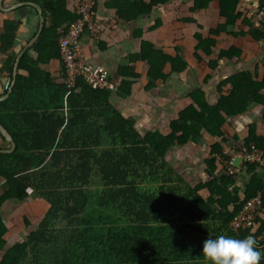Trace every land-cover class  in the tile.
<instances>
[{
  "label": "trees",
  "instance_id": "trees-1",
  "mask_svg": "<svg viewBox=\"0 0 264 264\" xmlns=\"http://www.w3.org/2000/svg\"><path fill=\"white\" fill-rule=\"evenodd\" d=\"M36 1L42 3L48 21L24 52L12 92L0 100V123L16 143L12 152H0V249L5 252L0 264H206L202 242L220 234H251L264 254V211L252 227L236 231L230 226L233 216L260 191L264 210L260 166L247 163L243 173H228L222 143L230 137L222 129L227 117L245 112L251 103L264 108V76L258 81L255 70L234 73L218 85L220 98L212 104L200 88L194 89L189 92L190 105L170 122L169 133H142L112 99L131 92L128 77L136 73L126 65L131 72L119 70L120 81L111 76L115 90L94 87L83 76L71 83L59 38L70 25L66 23L78 15L69 9L68 0ZM168 1L151 0L144 10ZM216 1L224 21L210 29L195 21L202 30L195 35L196 48L212 54V70L222 58L241 59L247 38L264 40V18L256 20L262 2L242 19V0H195L191 11L203 14ZM18 26L17 20L6 18L0 31V53L6 55L0 67V96L12 83ZM223 32L234 42L216 51V36ZM140 52L137 57L148 62L153 80L179 75L188 67L180 52L171 57L150 42H143ZM55 58L63 63L61 75L41 67ZM168 62L173 67L169 75L164 72ZM203 131L219 140L210 143L203 158L202 178L191 182L170 155L198 142ZM10 146L0 131V148ZM240 146L264 151V121L248 126L235 148ZM27 188L49 208L33 217L25 215V238L6 245L3 236L9 222L1 212L3 203L24 201ZM259 264H264V255Z\"/></svg>",
  "mask_w": 264,
  "mask_h": 264
},
{
  "label": "crops",
  "instance_id": "crops-1",
  "mask_svg": "<svg viewBox=\"0 0 264 264\" xmlns=\"http://www.w3.org/2000/svg\"><path fill=\"white\" fill-rule=\"evenodd\" d=\"M150 1L95 0L94 21L100 25V29L95 32L86 27L80 35V52L87 63L107 67L118 80L122 79L119 70H124L127 74L131 72L127 66L136 73L134 77H128L129 83H133L131 92L125 97L115 94L112 99L119 110L134 119L137 130L142 133L149 130L169 133L170 122L190 105L192 100L189 92L194 89L200 88L205 98L212 104V101L216 102L220 98L218 85L234 73L255 70L258 74L257 80L263 79L264 40L260 43L247 38L241 59L232 62L222 58L216 70L208 66L212 54L207 55L203 50L196 48L195 35L202 31L197 23L210 29L224 21V17L219 13L217 1L203 14L191 11L195 0H169L153 6L150 12H146L144 3ZM77 2L78 0H68L67 5L78 15ZM260 2L263 3V0H242L239 10L243 15L240 19L256 12L258 10L256 6ZM34 4L42 8L45 24L48 18L44 15L41 2L0 0V31L6 18L19 22L15 45L18 54L37 34L41 24L40 10ZM78 19L79 15L75 21ZM69 24L70 22H67L66 26ZM145 41L171 57L180 52L186 58L188 67L179 75H172L173 67L168 62L164 67L166 74L171 73L167 79L153 80L148 76V62L143 57H137L139 53L141 54ZM233 42L234 37L223 32L216 36L215 50L227 49ZM30 53L36 55L32 51ZM5 59L6 55L0 53V67ZM62 65L61 60L55 58L41 64V67L52 74L61 75ZM151 80L154 81L152 85L149 82ZM229 88V83L223 86V93L228 94ZM263 113L264 108L259 103H251L245 112L227 117L222 129L225 135L230 137L228 141L222 143L231 147L240 145L248 133L250 124L262 125ZM215 140L219 138L203 131L198 142H189L178 148V171L186 179L193 182L202 178L203 158L208 156L206 154L209 152L210 143ZM175 152L176 150L172 154ZM179 166L183 169L179 170ZM26 190L29 197L24 201L7 200L3 203L1 212L9 222V230L3 236L7 241L6 245L25 238L27 234L23 222L25 215L33 217L49 208V204L42 197L36 196L32 189ZM4 254L5 252L0 249V258Z\"/></svg>",
  "mask_w": 264,
  "mask_h": 264
},
{
  "label": "built area",
  "instance_id": "built-area-1",
  "mask_svg": "<svg viewBox=\"0 0 264 264\" xmlns=\"http://www.w3.org/2000/svg\"><path fill=\"white\" fill-rule=\"evenodd\" d=\"M94 0H78L76 11L79 19L72 22L64 34L59 38V45L64 60V66L67 69L70 82L74 83L78 76H83L87 81L89 80L94 87L106 86L115 90L116 84L110 81V72L106 67L100 65L93 66L85 62L80 52V35L86 27H90L97 32L100 25L94 21ZM264 17V0L263 7L258 14V19ZM224 152L228 155V159L224 160L225 170L228 173H241L247 163H256L260 166L264 179V151L262 149L252 147L248 150L245 146L239 148L225 146ZM236 160L239 163L236 164ZM262 192L260 191L256 197L248 200L243 208L233 216L230 221V226L236 231L252 227L256 217L262 215L261 208Z\"/></svg>",
  "mask_w": 264,
  "mask_h": 264
},
{
  "label": "clouds",
  "instance_id": "clouds-1",
  "mask_svg": "<svg viewBox=\"0 0 264 264\" xmlns=\"http://www.w3.org/2000/svg\"><path fill=\"white\" fill-rule=\"evenodd\" d=\"M261 9L258 10L256 15L257 23L264 18L260 20L257 18ZM109 72L111 77L112 73L110 70ZM112 78L115 82L121 80L115 79L113 76ZM200 253H202L206 264H259L262 255H264L257 247L256 238L251 234L243 237L220 234L214 238H205L202 242Z\"/></svg>",
  "mask_w": 264,
  "mask_h": 264
},
{
  "label": "water",
  "instance_id": "water-1",
  "mask_svg": "<svg viewBox=\"0 0 264 264\" xmlns=\"http://www.w3.org/2000/svg\"><path fill=\"white\" fill-rule=\"evenodd\" d=\"M35 7H37L39 10H40V17H41V24L39 26V30L37 32V34L31 39V41H29V43L27 44V46L25 47L24 50H22L17 58H16V61H15V65H14V71H13V79H12V83H11V86L9 88V91L8 93L0 96V100L4 99V98H7L9 96V94L12 92L13 90V86L16 82V77H17V73H18V67H19V63H20V60L24 54V52L26 51V49L31 46L35 41L36 39L40 36V34L42 33V30H43V27H44V16H43V10L41 7H39L37 4H34ZM0 131L1 133L3 134V136L6 138L7 141L10 142L11 146L9 148H0V152H12L15 148H16V143L13 139V137L11 136V134L9 133V131L0 123Z\"/></svg>",
  "mask_w": 264,
  "mask_h": 264
},
{
  "label": "rangeland",
  "instance_id": "rangeland-1",
  "mask_svg": "<svg viewBox=\"0 0 264 264\" xmlns=\"http://www.w3.org/2000/svg\"><path fill=\"white\" fill-rule=\"evenodd\" d=\"M177 151H178V148H177V150H176V152L174 154H171L170 155V158L172 159V161H175L177 163V166H178V156H177L178 154H177ZM235 163L238 164L239 163V160H236ZM182 169H183V167L182 166H179V170H182Z\"/></svg>",
  "mask_w": 264,
  "mask_h": 264
}]
</instances>
